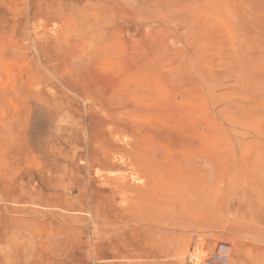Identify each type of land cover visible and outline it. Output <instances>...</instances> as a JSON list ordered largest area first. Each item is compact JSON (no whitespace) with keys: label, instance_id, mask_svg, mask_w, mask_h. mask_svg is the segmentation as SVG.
<instances>
[{"label":"rangeland","instance_id":"rangeland-1","mask_svg":"<svg viewBox=\"0 0 264 264\" xmlns=\"http://www.w3.org/2000/svg\"><path fill=\"white\" fill-rule=\"evenodd\" d=\"M0 264H264V0H0Z\"/></svg>","mask_w":264,"mask_h":264},{"label":"bare ground","instance_id":"bare-ground-1","mask_svg":"<svg viewBox=\"0 0 264 264\" xmlns=\"http://www.w3.org/2000/svg\"><path fill=\"white\" fill-rule=\"evenodd\" d=\"M198 256V255H197ZM197 259V258H196Z\"/></svg>","mask_w":264,"mask_h":264}]
</instances>
